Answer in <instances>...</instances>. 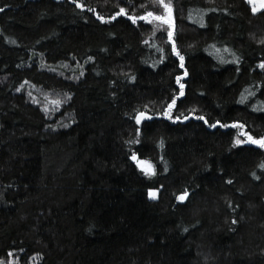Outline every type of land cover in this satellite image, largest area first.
<instances>
[{
  "label": "trees",
  "instance_id": "1",
  "mask_svg": "<svg viewBox=\"0 0 264 264\" xmlns=\"http://www.w3.org/2000/svg\"><path fill=\"white\" fill-rule=\"evenodd\" d=\"M163 3L0 0V264H264V10Z\"/></svg>",
  "mask_w": 264,
  "mask_h": 264
},
{
  "label": "snow or ice",
  "instance_id": "2",
  "mask_svg": "<svg viewBox=\"0 0 264 264\" xmlns=\"http://www.w3.org/2000/svg\"><path fill=\"white\" fill-rule=\"evenodd\" d=\"M161 3H163V0H161ZM248 3L251 5V8H252L253 13L257 12V11L260 10L261 8H264V2H262V3H258L257 0H248ZM77 6H78V7H83V6L80 5V4H77ZM164 7L168 10V13H169V20H170V16H171V9H170V6H169L168 4H164ZM0 10H2V9H0ZM121 12H124V9H121ZM118 15H119V13H118ZM149 15H152V14L149 13ZM101 19H102V18H101ZM157 19L163 20L165 23H168V22H169V20H165L164 17H157ZM181 61H183V57H181ZM181 67H183V64H181ZM261 67L264 68V64H262ZM179 80H180V78L177 77V82H178V83H179ZM183 87H184L183 84H181V90L183 89ZM181 94H183V93L181 92ZM173 102H174V101H173ZM169 107H171V105H169ZM143 115H144V114L141 113V114L139 115V117H137V121H136V122H137L138 124L140 123V118H141ZM200 119H203V117H200ZM211 126H212V127H215V125H211ZM225 127H226V125H225ZM240 127H242V125H241ZM137 131L139 132V129H137ZM249 140H250L252 143H254V144H259V146H260L261 148H264V138H260V139L257 140V139H254V138H252V137L250 136V137H249ZM236 143L239 144V143H242V141L237 140ZM131 158H132L133 160H137V156H136V154L133 153ZM137 163H138L139 166L142 167V169L145 171L146 174H149V173L151 172V165L149 164V162H147V161H140V160H137ZM146 165H147V167H145ZM259 167L264 168V163H262L261 165H259ZM149 195L154 196V193H151V192H150ZM185 195H186V193H185ZM178 199H183V196L178 197Z\"/></svg>",
  "mask_w": 264,
  "mask_h": 264
},
{
  "label": "rangeland",
  "instance_id": "3",
  "mask_svg": "<svg viewBox=\"0 0 264 264\" xmlns=\"http://www.w3.org/2000/svg\"><path fill=\"white\" fill-rule=\"evenodd\" d=\"M257 2L258 3H262V2H264V0H257ZM161 4H162L163 7H162V12H161L160 15H148V16L143 17V19H144V21L149 22V23H151L153 25H159V26L166 27L167 32H168V36L171 39L172 34H173V14H172V9L170 7V9H171V16H170V20H169L168 10L164 7V3H161ZM261 10H264V8H261L258 11H261ZM157 17H164L165 20H169V22L168 23H165L163 20L157 19ZM181 96H182V94L180 93L179 97H181ZM170 105H171V107H168L166 113L164 114V118L171 119V112H172V109H173V107L175 105V101L172 102ZM138 117H139V115H138ZM147 118H148L147 115H143L140 118V123L142 121L146 120ZM136 121H137V119H136ZM172 121H174V120L172 119ZM240 141H242V140H240ZM243 142H245V141H242V143H239V144H243ZM150 192L151 193H154V196L149 195V198L154 199L155 196H156V191H150Z\"/></svg>",
  "mask_w": 264,
  "mask_h": 264
},
{
  "label": "water",
  "instance_id": "4",
  "mask_svg": "<svg viewBox=\"0 0 264 264\" xmlns=\"http://www.w3.org/2000/svg\"><path fill=\"white\" fill-rule=\"evenodd\" d=\"M76 6H77V4H76ZM78 7V6H77Z\"/></svg>",
  "mask_w": 264,
  "mask_h": 264
}]
</instances>
